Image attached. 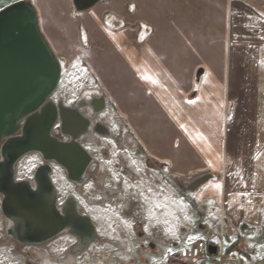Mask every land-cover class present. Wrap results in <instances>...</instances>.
Segmentation results:
<instances>
[{
  "label": "crops",
  "instance_id": "crops-1",
  "mask_svg": "<svg viewBox=\"0 0 264 264\" xmlns=\"http://www.w3.org/2000/svg\"><path fill=\"white\" fill-rule=\"evenodd\" d=\"M19 1L78 100L104 97L116 138L218 213L224 250L238 239L231 255L245 264L240 234L264 224V0H99L83 11L73 0H0V11ZM135 23L138 42L121 28ZM103 166L98 180L113 179Z\"/></svg>",
  "mask_w": 264,
  "mask_h": 264
},
{
  "label": "rangeland",
  "instance_id": "rangeland-1",
  "mask_svg": "<svg viewBox=\"0 0 264 264\" xmlns=\"http://www.w3.org/2000/svg\"><path fill=\"white\" fill-rule=\"evenodd\" d=\"M72 89L67 85L65 75L60 76L49 100L73 107L80 101V92L76 94ZM83 99L87 101L89 98ZM98 118L110 129L111 136L101 137L100 147L88 149L96 161L88 170V181L77 187L68 180L60 166L47 163L51 169L50 180L57 192L58 206L68 197L75 199L81 213L93 222L97 241L81 251L75 249L76 240L65 234L44 245H20L5 235L7 222L0 210V264H165L168 256L198 238L206 242L221 239L218 213L205 215L203 206L193 201L192 194L180 192L175 184L162 179L161 174L153 175L143 158L134 155L129 137L123 133L122 139L116 138L118 125L115 123V112L110 107ZM53 134L64 138L58 127L54 128ZM42 164L40 154L26 153L14 165V179L29 180ZM99 164L104 165L113 179L104 177L98 180L102 172ZM116 166L123 170L117 171ZM131 174H134V182ZM118 182L121 183L124 198L121 202H117L116 196L111 193ZM100 194L104 199L100 198ZM129 199L136 201V209L131 216L128 208L134 205ZM136 220L142 222V230L138 228L143 232L141 240L132 233ZM202 225H206L208 231H203ZM240 237L245 248L241 252L245 264H264V224L260 230L241 232ZM140 244L143 248L138 249ZM150 245H155L156 249H150Z\"/></svg>",
  "mask_w": 264,
  "mask_h": 264
},
{
  "label": "water",
  "instance_id": "water-1",
  "mask_svg": "<svg viewBox=\"0 0 264 264\" xmlns=\"http://www.w3.org/2000/svg\"><path fill=\"white\" fill-rule=\"evenodd\" d=\"M78 10H87L99 0H73ZM61 74L58 60L41 35L33 7L19 1L0 11V196L1 213L9 222L6 235L20 244H46L63 233L79 240L77 249L97 239L89 217L79 215L76 201L68 197L57 209V192L50 180L48 162H54L68 180L80 184L92 162L80 143L87 136L89 120L79 108L104 110V97L81 101L75 107L49 100ZM61 141L51 134L56 122ZM96 130L107 135L105 127ZM28 152H37L43 164L32 181L14 179V165ZM205 177V178H204ZM209 177V176H208ZM192 180L191 192L207 179ZM210 254L215 248L208 246Z\"/></svg>",
  "mask_w": 264,
  "mask_h": 264
},
{
  "label": "built area",
  "instance_id": "built-area-1",
  "mask_svg": "<svg viewBox=\"0 0 264 264\" xmlns=\"http://www.w3.org/2000/svg\"><path fill=\"white\" fill-rule=\"evenodd\" d=\"M136 11V7L127 5L125 8V14H131ZM130 27L133 29V39L138 42L141 41L142 26L139 23L132 25H122L121 28ZM83 112V108L80 109ZM95 161H92V164ZM88 170L84 173L83 179L88 180ZM114 191H111V193ZM104 199V198H103ZM60 210V207L57 206ZM221 239L217 243H208L204 240H196L193 244L182 247L176 250L173 254L168 256L165 264H242L239 260L225 256L223 234ZM208 246L215 248V253L210 254L208 252Z\"/></svg>",
  "mask_w": 264,
  "mask_h": 264
},
{
  "label": "flooded vegetation",
  "instance_id": "flooded-vegetation-1",
  "mask_svg": "<svg viewBox=\"0 0 264 264\" xmlns=\"http://www.w3.org/2000/svg\"><path fill=\"white\" fill-rule=\"evenodd\" d=\"M74 107V106H73ZM81 108H83V112H81L80 111V109ZM81 108H79V112L81 113V115L83 116V117H85L87 120H89V124H90V126H89V130H88V133H87V136H85V137H81V140H80V143L83 145V147L86 149V151L90 154V156H91V158H92V160L93 161H95L94 160V157H93V154H91V152L88 150V149H92V148H98V147H100L101 146V137H110L111 136V132L109 131V129L107 128V126H105L99 119H98V116L104 111H101V112H99V113H96V112H94L93 110H92V108H90V107H81ZM105 109V108H104ZM97 124H101L102 126H104L105 127V132H108V134L107 135H101V134H99L98 133V131L96 130V128H97ZM55 127H58V129H59V132H60V124H59V122L57 121L56 123H55V125L53 126V128H52V131H51V134L54 136V137H56L57 139H59V140H61V141H67L68 140V137H65V136H63L64 138L63 139H61V138H59V137H57V136H55L54 134H53V130H54V128ZM61 134V133H60ZM96 162V161H95ZM95 162L92 164V163H90V165L87 167V169H86V171L87 170H89V168L92 166V165H94L95 164ZM54 163V162H53ZM32 177H33V175L31 176V178L28 180V181H32ZM86 181H88V180H83V182L82 183H80V184H78V185H76L77 187H81L83 184H84V182H86ZM114 187L115 188H113V190H111V191H114V192H112V193H114V195L116 196L115 197V199H116V201L117 202H121L124 198H123V194L121 193V188H122V186H121V183L120 182H118V184H116V186L114 185ZM121 196H122V198H121ZM100 198L102 199V198H104L103 197V195L102 194H100ZM129 200H131V199H129ZM132 202V204L134 205V203H136V201H134V200H131ZM64 202H65V200H64ZM63 202V203H64ZM63 203H62V205H60L59 207H60V210H62V207H63ZM0 205H1V203H0ZM76 209H77V212L79 213V215H83V216H87V215H84V214H82L81 213V208H80V206H79V204L76 202ZM136 209V207H135V205H134V207H131L130 205H129V208H128V210H129V212H130V216L132 215V213L134 212V210ZM1 210V209H0ZM88 217V216H87ZM4 218V217H3ZM5 219V218H4ZM91 220V219H90ZM7 221V220H6ZM92 222V221H91ZM92 224H93V222H92ZM141 224H142V222L141 221H137L136 220V222L134 223V225H133V227H132V233H133V235L136 237V238H138V240H141L142 239V237H143V232L142 231H140V230H138V228L139 229H141ZM94 226V225H93ZM7 228H8V221H7ZM7 228H6V230H7ZM142 230V229H141ZM95 232H96V230H95ZM68 235V234H66V233H63V234H61V235ZM5 235H6V231H5ZM60 235V236H61ZM96 235H97V233H96ZM7 236V235H6ZM68 236H71V235H68ZM8 237V236H7ZM59 237V236H58ZM71 237H73L75 240H76V245H75V249H76V251H81V250H83L85 247H87V246H89L90 244H92V243H94L95 241H97V239H98V235H97V239L94 241V242H92V243H90V244H88V245H86V246H84L82 249H77L78 248V245H79V240L76 238V237H74V236H71ZM8 238H10V237H8ZM11 239V238H10ZM13 242H15V243H17V244H20V243H18V242H16V241H14L13 239H11ZM53 241V240H52ZM51 242V241H50ZM49 243V242H48ZM48 243H46V244H48ZM20 245H24V246H33V245H27V244H20ZM42 245H44V244H42ZM34 246H39V245H34ZM150 249H152L153 250V248L155 247V245H150ZM141 248H143V246L140 244L139 246H138V249H141Z\"/></svg>",
  "mask_w": 264,
  "mask_h": 264
},
{
  "label": "trees",
  "instance_id": "trees-1",
  "mask_svg": "<svg viewBox=\"0 0 264 264\" xmlns=\"http://www.w3.org/2000/svg\"><path fill=\"white\" fill-rule=\"evenodd\" d=\"M239 244V240L238 239H235L234 242H232L229 247H226L225 250H224V254L225 256L227 257H230L232 256L231 253H235L233 252V250L236 249L237 245ZM236 257V256H235Z\"/></svg>",
  "mask_w": 264,
  "mask_h": 264
},
{
  "label": "bare ground",
  "instance_id": "bare-ground-1",
  "mask_svg": "<svg viewBox=\"0 0 264 264\" xmlns=\"http://www.w3.org/2000/svg\"><path fill=\"white\" fill-rule=\"evenodd\" d=\"M7 222V221H6ZM8 226H9V222H8Z\"/></svg>",
  "mask_w": 264,
  "mask_h": 264
}]
</instances>
